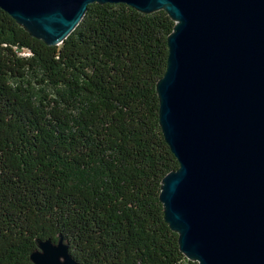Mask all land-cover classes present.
Returning a JSON list of instances; mask_svg holds the SVG:
<instances>
[{
  "label": "trees",
  "instance_id": "1",
  "mask_svg": "<svg viewBox=\"0 0 264 264\" xmlns=\"http://www.w3.org/2000/svg\"><path fill=\"white\" fill-rule=\"evenodd\" d=\"M174 27L96 3L48 46L0 8V264L60 236L79 264H198L160 200L179 168L157 91Z\"/></svg>",
  "mask_w": 264,
  "mask_h": 264
},
{
  "label": "water",
  "instance_id": "2",
  "mask_svg": "<svg viewBox=\"0 0 264 264\" xmlns=\"http://www.w3.org/2000/svg\"><path fill=\"white\" fill-rule=\"evenodd\" d=\"M96 3L164 10L175 22L157 91L179 162L160 200L180 250L198 264H264V0H0V8L58 46ZM37 245L33 264H79L62 236Z\"/></svg>",
  "mask_w": 264,
  "mask_h": 264
}]
</instances>
